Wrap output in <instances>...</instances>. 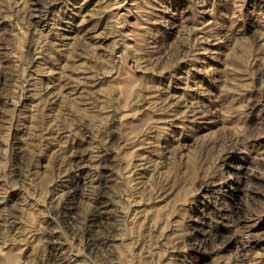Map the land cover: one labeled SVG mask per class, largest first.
Returning <instances> with one entry per match:
<instances>
[{
	"label": "rangeland",
	"instance_id": "374dc122",
	"mask_svg": "<svg viewBox=\"0 0 264 264\" xmlns=\"http://www.w3.org/2000/svg\"><path fill=\"white\" fill-rule=\"evenodd\" d=\"M0 264H264V0H0Z\"/></svg>",
	"mask_w": 264,
	"mask_h": 264
},
{
	"label": "bare ground",
	"instance_id": "6f19581e",
	"mask_svg": "<svg viewBox=\"0 0 264 264\" xmlns=\"http://www.w3.org/2000/svg\"><path fill=\"white\" fill-rule=\"evenodd\" d=\"M34 23V22H33ZM36 24V23H35ZM76 149V148H75ZM101 160V159H100ZM105 163V162H104ZM92 184V183H91ZM98 187V186H97ZM76 193V192H75ZM70 197H72V195H70ZM67 207V206H66ZM88 209V208H87ZM99 209V208H98ZM105 210V209H104ZM98 212V211H97ZM102 212V211H101ZM73 215V214H72ZM107 216V215H106ZM92 221V220H91ZM83 222V221H82ZM235 223V222H234ZM244 224V223H243ZM242 224V225H243ZM75 225V223L74 222H72V220L70 221V223H69V229L70 228H72L73 226ZM240 227V226H239ZM249 227V226H248ZM93 228V227H92ZM73 229V228H72ZM94 229V228H93ZM92 229V230H93ZM94 232V231H93ZM263 232V231H262ZM95 233V232H94ZM250 233H252L251 231H250ZM110 235V234H109ZM114 235V234H113ZM234 235V234H233ZM166 237V236H165ZM82 238V237H81ZM101 243V242H100ZM106 247V244L104 243V244H99V250H105L104 248ZM183 247V246H182ZM104 255V254H103ZM102 261V260H101Z\"/></svg>",
	"mask_w": 264,
	"mask_h": 264
}]
</instances>
